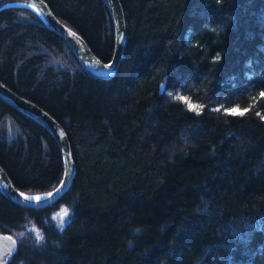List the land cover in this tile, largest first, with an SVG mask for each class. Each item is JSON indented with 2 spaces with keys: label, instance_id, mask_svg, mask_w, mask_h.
<instances>
[{
  "label": "trees",
  "instance_id": "trees-1",
  "mask_svg": "<svg viewBox=\"0 0 264 264\" xmlns=\"http://www.w3.org/2000/svg\"><path fill=\"white\" fill-rule=\"evenodd\" d=\"M44 1L112 61L106 0ZM120 2L127 44L110 80L32 10L0 12V81L62 125L77 167L47 209L0 190V234L17 241L7 264H264V0ZM0 165L27 195L65 172L53 133L1 99Z\"/></svg>",
  "mask_w": 264,
  "mask_h": 264
},
{
  "label": "water",
  "instance_id": "water-1",
  "mask_svg": "<svg viewBox=\"0 0 264 264\" xmlns=\"http://www.w3.org/2000/svg\"><path fill=\"white\" fill-rule=\"evenodd\" d=\"M116 27V45L113 60L101 61L76 32L63 25L44 0H0V12L7 9L26 8L35 12L45 24L74 51L83 65L95 76L113 79L120 67L127 44V24L120 0H106ZM0 99L14 109L32 117L46 126L56 138L64 158L65 172L59 186L42 195H27L19 191L5 169L0 165V190L15 204L32 210L47 209L56 205L72 188L77 175L71 145L65 129L49 113L32 101L16 94L0 81ZM17 251V241L10 234H0V264H7Z\"/></svg>",
  "mask_w": 264,
  "mask_h": 264
},
{
  "label": "snow or ice",
  "instance_id": "snow-or-ice-1",
  "mask_svg": "<svg viewBox=\"0 0 264 264\" xmlns=\"http://www.w3.org/2000/svg\"><path fill=\"white\" fill-rule=\"evenodd\" d=\"M177 100L181 101L182 103H184L187 106V109L189 111H193V112H199L200 107L196 104H193L190 100H188L187 98L183 97V96H178L176 97ZM247 110H240L239 108H234L232 109L228 114L229 115H233V116H242L245 114ZM67 213H62L61 216L63 217L64 215H66Z\"/></svg>",
  "mask_w": 264,
  "mask_h": 264
},
{
  "label": "rangeland",
  "instance_id": "rangeland-1",
  "mask_svg": "<svg viewBox=\"0 0 264 264\" xmlns=\"http://www.w3.org/2000/svg\"><path fill=\"white\" fill-rule=\"evenodd\" d=\"M67 213L66 215H64L63 217L61 216L62 213ZM55 222L57 223V227L60 229V230H63L64 227L68 224L69 220H68V212L67 210H61L59 212H57L55 215H54V218ZM15 255V254H14ZM11 259V258H10Z\"/></svg>",
  "mask_w": 264,
  "mask_h": 264
},
{
  "label": "bare ground",
  "instance_id": "bare-ground-1",
  "mask_svg": "<svg viewBox=\"0 0 264 264\" xmlns=\"http://www.w3.org/2000/svg\"><path fill=\"white\" fill-rule=\"evenodd\" d=\"M113 60V59H112Z\"/></svg>",
  "mask_w": 264,
  "mask_h": 264
}]
</instances>
